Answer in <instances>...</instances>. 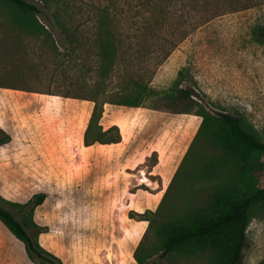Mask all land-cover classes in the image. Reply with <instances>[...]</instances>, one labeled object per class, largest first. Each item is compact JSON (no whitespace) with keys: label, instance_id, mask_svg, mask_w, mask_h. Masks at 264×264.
I'll use <instances>...</instances> for the list:
<instances>
[{"label":"rangeland","instance_id":"374dc122","mask_svg":"<svg viewBox=\"0 0 264 264\" xmlns=\"http://www.w3.org/2000/svg\"><path fill=\"white\" fill-rule=\"evenodd\" d=\"M27 1L42 10L47 33L22 29L0 1V202L31 218L38 227L30 234L63 264H137L139 243L143 264H210L206 253L158 256L156 226L200 203L209 182L173 186L148 226L200 122L152 106L178 83L212 111L239 115L264 141V37L256 34L264 0ZM101 14L116 47L106 77L98 70ZM138 91V106L114 102ZM95 97L112 101L100 124L117 125L118 142L84 144ZM211 151L202 143V156ZM259 162L263 186L264 154ZM262 259L264 203L251 210L238 264ZM0 264H36L1 222Z\"/></svg>","mask_w":264,"mask_h":264},{"label":"trees","instance_id":"16d2710c","mask_svg":"<svg viewBox=\"0 0 264 264\" xmlns=\"http://www.w3.org/2000/svg\"><path fill=\"white\" fill-rule=\"evenodd\" d=\"M9 6L12 19L22 29L39 26L46 33L45 24L39 22L42 10L27 0H0ZM47 19V18H46ZM48 21V20H47ZM52 26L51 22L47 23ZM108 15L101 14L98 22L96 41L98 46V70L106 77L116 60L115 38L109 27ZM257 35L264 37V23L257 28ZM49 35V34H48ZM179 71V75H181ZM173 91L158 97L152 108L171 113L196 114L200 117L198 128L175 169L156 210L145 217L148 226L160 209L169 204L174 189L192 186L193 183L209 182V190L198 204L186 205L179 214L167 215L156 226L159 257L171 254L194 255L206 253L210 264H238L246 239V228L251 218V210L264 203V185L259 186L254 173L259 167V157L264 154V141L245 126L239 115L212 111L205 104L193 98L191 90L177 85ZM150 90L144 91V94ZM114 101L128 106L140 104L137 95L126 93ZM93 102L83 142H118L120 133L113 124L104 129L100 118L106 99L88 98ZM161 105V106H159ZM4 139L0 137V143ZM212 148L210 155L202 156L201 145ZM188 188V186H185ZM184 187V188H185ZM38 201L41 195H37ZM18 204V210L24 213ZM32 207V206H31ZM24 209V208H23ZM30 213L32 208L29 209ZM0 222L6 230L23 244L26 257L36 264H63L57 256L45 250L30 234L32 226L38 227L30 218L29 222L15 217L14 213L0 202ZM140 243L133 256L137 264H143L139 252ZM259 264H264V259Z\"/></svg>","mask_w":264,"mask_h":264}]
</instances>
